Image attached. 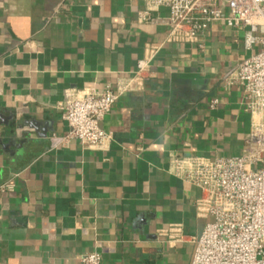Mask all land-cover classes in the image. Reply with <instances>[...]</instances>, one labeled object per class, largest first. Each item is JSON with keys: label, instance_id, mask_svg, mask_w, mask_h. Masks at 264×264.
Here are the masks:
<instances>
[{"label": "crops", "instance_id": "0c3cea01", "mask_svg": "<svg viewBox=\"0 0 264 264\" xmlns=\"http://www.w3.org/2000/svg\"><path fill=\"white\" fill-rule=\"evenodd\" d=\"M144 9L145 0H0V186L14 184L0 192V264H80L91 251L102 264H191L207 219L201 191L170 161L243 153L247 98L223 82L252 53L243 28L216 22L200 44L165 43L152 76L107 116L105 148L61 141L67 93L115 87L165 41L168 26L141 20Z\"/></svg>", "mask_w": 264, "mask_h": 264}, {"label": "built area", "instance_id": "2783aa9c", "mask_svg": "<svg viewBox=\"0 0 264 264\" xmlns=\"http://www.w3.org/2000/svg\"><path fill=\"white\" fill-rule=\"evenodd\" d=\"M162 9L164 17L157 15ZM140 17L164 22L169 28L165 41L150 47L134 74L118 79L115 87L67 93L58 104L68 127L61 141L73 139L87 149L105 148L112 136L103 123L122 95L152 76L153 60L165 43L200 44L216 22L243 28L245 48L252 53L223 75L226 86H242L247 98L252 121L243 153L216 159L173 156L170 171L201 191L196 209L207 222L201 235L192 240L191 264H264V0H145ZM219 102L213 99L212 107ZM13 189L11 182L0 186V192ZM79 261L102 264V255L87 252Z\"/></svg>", "mask_w": 264, "mask_h": 264}]
</instances>
